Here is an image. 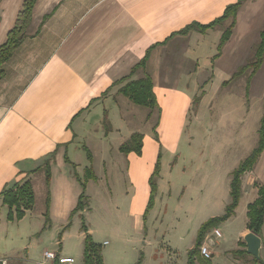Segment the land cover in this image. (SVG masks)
Listing matches in <instances>:
<instances>
[{
  "label": "crops",
  "instance_id": "0c3cea01",
  "mask_svg": "<svg viewBox=\"0 0 264 264\" xmlns=\"http://www.w3.org/2000/svg\"><path fill=\"white\" fill-rule=\"evenodd\" d=\"M25 1L0 0V47L6 44ZM237 2L36 0L24 39L3 65V78L0 80V194L5 188L22 181L31 180L33 184L36 174L44 170L45 163L52 161L49 187L45 175L49 210L68 216L77 207L81 195L79 178L71 168L77 165L73 155L84 154L88 150L92 156L90 162H94L88 141L94 137L93 132L98 134L102 130V134L99 132L94 137L100 141L101 137L105 140L120 138L124 129L131 136L134 133L131 125L128 126L132 108L118 92L125 85L122 80L129 77L150 48L154 47L145 72L153 79L161 108L159 124L162 119L175 115L183 128L191 110L193 89L197 87L194 74L203 69L197 54L198 42L210 37L214 39L215 48L222 35L212 30L206 35L197 32L186 36L173 35L192 23L210 24L222 17L228 6ZM257 13L259 17L255 19ZM230 22L228 20L221 25L228 23L229 26ZM259 22L264 25V0H248L238 13L233 34L221 55L216 57L218 52L211 49L218 66L222 64L226 50H235V38L239 41V49L235 52V57L239 54L238 62L233 59V69L225 71L215 66V72L221 73L223 81L231 72L235 73V68L244 60L251 47L249 38L256 32ZM251 26H256L254 33ZM186 38L192 44L185 52L186 60L194 73L182 74L174 86H167L161 75L165 66L162 55L170 45ZM186 70L180 68L181 72ZM143 76L144 71L138 70L130 80H139ZM120 106L123 109H119ZM105 122L111 126L108 134ZM159 132L157 129L158 136ZM149 134L154 137L153 133ZM178 144L173 143L168 149L175 153ZM159 150V144L144 135L142 155H125L127 177L132 188L129 210L137 227H141V217L149 202V180ZM66 156L70 162H66ZM80 159L82 161L83 158ZM258 172L262 181L256 175ZM258 185H264V152L254 169L242 178L239 207L244 201L246 215L248 206L258 198ZM248 233L250 231L246 227L241 236ZM261 239L262 252L263 230Z\"/></svg>",
  "mask_w": 264,
  "mask_h": 264
},
{
  "label": "rangeland",
  "instance_id": "374dc122",
  "mask_svg": "<svg viewBox=\"0 0 264 264\" xmlns=\"http://www.w3.org/2000/svg\"><path fill=\"white\" fill-rule=\"evenodd\" d=\"M228 23L212 31L220 32L221 36ZM255 28L251 32L254 33ZM263 30V22H259L256 32L249 38L251 47L235 68V73L252 60ZM238 34L239 31L237 37ZM236 39L235 50H226L222 64L218 66L216 57L213 58L215 55L211 54L212 50L218 52V44L213 48L214 39L208 37L196 41L203 69L194 74L197 87L193 89V99L200 97V100L198 104L192 101L183 128L175 115L162 119L159 124L160 116L154 111L147 120L149 109L134 106L125 99L132 108L128 126L131 125L134 133L150 136L158 143L149 133H153L157 124L160 130L158 157H161V167L155 178L156 193L152 207L145 214L146 207L142 214L141 227H137L130 215L132 188L127 177L128 164L125 155L119 151L131 134L124 129L121 140V137L107 140L101 137L100 141L94 138L102 132L100 130L98 134L93 132L94 137L88 139L93 163L87 160L86 153L73 155L77 165L71 168L76 172L81 194L84 192L85 196L83 210L72 211L67 216L47 209L45 172H38L33 182L35 203L31 211L22 219L9 222L8 208L0 207V261L7 264H51L44 259V253L48 251L73 258L74 264H83L88 235L95 244L101 245L105 264H187L188 253L197 244L200 230L216 220L218 223L203 240L210 243L213 254L208 264H253V257L241 258L233 254L244 242L241 232L248 223L245 202L242 201L240 207L238 205L236 215L218 221L225 216L231 202V174L258 143L264 107V64L251 80L249 89L250 70L234 78L235 73L228 71L232 74L225 81L220 78L221 73L215 72L217 68L232 70L233 59L238 62L239 54L235 57V52L239 49V41ZM172 45L162 55L165 66L161 75L167 86H174L182 74L194 73L186 60L185 52L192 45L188 38ZM222 52L223 48L219 54ZM181 67L187 70L181 72ZM173 143L178 144L175 153L168 149ZM78 156L83 158L82 161ZM91 167L96 179L89 180L87 170ZM256 175L262 181V175L259 172ZM215 228L221 231L222 238L212 244ZM260 256L264 260V249Z\"/></svg>",
  "mask_w": 264,
  "mask_h": 264
},
{
  "label": "trees",
  "instance_id": "16d2710c",
  "mask_svg": "<svg viewBox=\"0 0 264 264\" xmlns=\"http://www.w3.org/2000/svg\"><path fill=\"white\" fill-rule=\"evenodd\" d=\"M36 0H26L23 5V10L19 14L17 22L13 28V30L8 35V40L6 44L0 47V80L3 78V65L7 62L11 56L14 54L15 50L21 44L25 36V28L30 20L31 11L34 7ZM248 0H238L237 3L230 5L226 8L224 14L219 19L211 22L207 25H202L198 23H192L188 25L186 28L181 30L175 35L186 36L191 32H197L201 35H206L208 31L215 29L218 25L231 20L230 25L223 32L220 43L218 46V55L219 52L224 47V45L229 41L233 34V30L237 24V16L241 9V7ZM168 41V40H167ZM166 43V42H165ZM156 46V45H155ZM150 48L145 57L131 70L129 77L124 78L122 81L125 82V85L119 90L118 94L127 99L131 104L137 107L149 109V115L147 120H150L154 111H157L158 114L161 113V108L157 101L156 94L154 92V83L152 77L145 72L147 67V62L150 57L151 50ZM264 64V30L260 33L259 42L256 44L254 49V54L252 60L246 65L239 68V70L234 74V77H239L244 75L247 71H251L248 82L247 89L250 87L251 80L255 77L258 71ZM138 70L144 71L143 78L139 80H130L132 76L136 74ZM225 85V83H223ZM200 97L193 99V104L199 102ZM106 128V133L111 132L110 123H104ZM158 124L153 129V134L156 141L159 143V136L157 133ZM143 140L144 134L134 133L130 139L120 146L119 151L124 155H129L131 153L136 154L137 156L142 155L143 150ZM264 152V107H263V115L260 120L259 127V140L252 151V153L243 160L240 165L233 171L231 174V183H230V199L231 202L226 208L225 216L218 221H226L235 215V211L239 205L242 196V178L247 173L254 169L256 164L259 161V158ZM87 157L89 160L92 159L91 153L87 150ZM54 156V155H53ZM52 156V157H53ZM51 157V158H52ZM160 156L158 157L157 163L155 165L154 172L149 180V185L151 188L149 202L146 208L145 214L148 213L150 208L152 207L154 196L156 193V184L155 178L159 176L160 171ZM52 160V159H51ZM66 162H70L68 157H65ZM51 163L52 161H47L45 163L44 171L46 175V184L49 187L51 183ZM87 177L89 180L96 179L92 168L87 170ZM84 192L80 195L77 207L73 210V213L83 210L85 207L84 204ZM0 201L3 206L8 208L7 220L9 222H14L16 220L22 219L28 211H31L34 203H35V193L33 190V184L31 180H26L19 182L12 186L11 188H5L3 192L0 194ZM50 198L48 195L47 198V209H49ZM247 229L254 233L255 235L262 237V230L264 226V185H258V198L256 201L248 206L247 211ZM218 223L216 220H212L209 223L205 224L199 232L198 241L195 247L188 253V262L187 264H208L209 260H205L200 255V246L204 240L205 234L213 229ZM243 250H239L233 252L234 256L237 257H252L246 252V245L244 242H241L240 245ZM253 264H264L262 259L256 260L253 258ZM53 264H59L57 261ZM83 264H105L101 245L95 244L91 236H86L85 239V248H84V256H83Z\"/></svg>",
  "mask_w": 264,
  "mask_h": 264
},
{
  "label": "built area",
  "instance_id": "2783aa9c",
  "mask_svg": "<svg viewBox=\"0 0 264 264\" xmlns=\"http://www.w3.org/2000/svg\"><path fill=\"white\" fill-rule=\"evenodd\" d=\"M212 236L214 240H211V243L214 244L215 240H220L222 238V233L219 229L215 228L212 232ZM200 255L205 260L212 259L213 254L210 250V243L206 240L203 241L200 246ZM44 259H45V262H51V264H53L56 261L59 264H74L75 263V260L73 258L62 257V256L57 255L56 253L48 252V251L44 253ZM0 264H7V262L4 260H1Z\"/></svg>",
  "mask_w": 264,
  "mask_h": 264
},
{
  "label": "water",
  "instance_id": "95a60500",
  "mask_svg": "<svg viewBox=\"0 0 264 264\" xmlns=\"http://www.w3.org/2000/svg\"><path fill=\"white\" fill-rule=\"evenodd\" d=\"M244 243L246 245L247 254L252 256L256 260H260L261 259L260 253L262 249L261 237L250 232L244 236Z\"/></svg>",
  "mask_w": 264,
  "mask_h": 264
}]
</instances>
